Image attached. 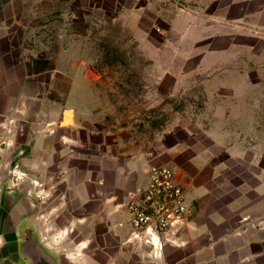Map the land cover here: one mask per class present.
Segmentation results:
<instances>
[{"label":"rangeland","instance_id":"1","mask_svg":"<svg viewBox=\"0 0 264 264\" xmlns=\"http://www.w3.org/2000/svg\"><path fill=\"white\" fill-rule=\"evenodd\" d=\"M146 1L46 16L21 36L20 72L54 107L100 117L118 151L172 166L189 196L207 188L214 209L264 197V0Z\"/></svg>","mask_w":264,"mask_h":264},{"label":"crops","instance_id":"2","mask_svg":"<svg viewBox=\"0 0 264 264\" xmlns=\"http://www.w3.org/2000/svg\"><path fill=\"white\" fill-rule=\"evenodd\" d=\"M120 1L0 0V264H25L18 252L23 223L34 227L60 264H264V197L249 194L261 186L226 198L234 208L226 213L211 206L207 188L187 192L191 220L162 254L128 241L129 194L147 184L150 166L167 163L118 151L116 140L106 137L109 130L100 131V117L54 107L30 86L29 64L20 72L21 36L29 37L36 22ZM123 1L127 9L139 8L132 6L139 0ZM34 50L27 42L26 60L37 58ZM198 198L205 209L196 214L192 199Z\"/></svg>","mask_w":264,"mask_h":264},{"label":"built area","instance_id":"3","mask_svg":"<svg viewBox=\"0 0 264 264\" xmlns=\"http://www.w3.org/2000/svg\"><path fill=\"white\" fill-rule=\"evenodd\" d=\"M148 173L147 184L130 192L128 197L132 231L127 240L135 239L149 245L155 254H162L167 240L191 220L193 207L172 166L152 165Z\"/></svg>","mask_w":264,"mask_h":264},{"label":"water","instance_id":"4","mask_svg":"<svg viewBox=\"0 0 264 264\" xmlns=\"http://www.w3.org/2000/svg\"><path fill=\"white\" fill-rule=\"evenodd\" d=\"M21 227L18 252L25 264H60L58 255L46 247L33 226L23 223Z\"/></svg>","mask_w":264,"mask_h":264}]
</instances>
